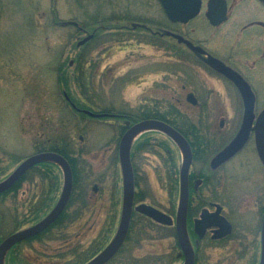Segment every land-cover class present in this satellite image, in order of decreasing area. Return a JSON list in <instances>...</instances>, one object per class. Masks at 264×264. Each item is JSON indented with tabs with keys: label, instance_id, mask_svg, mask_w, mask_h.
Listing matches in <instances>:
<instances>
[{
	"label": "rangeland",
	"instance_id": "374dc122",
	"mask_svg": "<svg viewBox=\"0 0 264 264\" xmlns=\"http://www.w3.org/2000/svg\"><path fill=\"white\" fill-rule=\"evenodd\" d=\"M125 14L129 19L121 21ZM140 20H157L160 24L166 22L155 0H0V177L9 175L21 161L36 151V145L46 141L52 144L64 139L69 148H82L85 155L76 170L78 184L86 185L88 196L97 201L92 220L67 230L69 242L73 243L71 247L79 245L87 248L99 234L103 236L101 240H104L105 246L114 236L121 212L122 177L116 161L120 139L117 138L118 129L87 118L81 120L67 106L64 91L78 106L83 101V91L94 93L104 103L125 110L144 104H158L161 109L174 105L181 108L187 120L195 123L200 130L205 128L201 120L203 113L191 110L185 102V92L181 90L184 80H175L170 75L171 69L164 62L163 50H156L150 45L139 47L136 37L126 40L120 30L123 25L128 30H136L135 22ZM65 22L68 24L64 25ZM72 22L91 29L97 25L109 29L100 32L87 45L78 46L91 30L77 31L75 25L69 24ZM222 32H226L225 29ZM202 33L212 40L209 30L204 29ZM222 36L213 37V42H218L217 46L224 44L219 41L220 37L224 38ZM78 56L85 62L82 65L84 76L79 72ZM153 57L158 60L156 64H151L148 59ZM230 102L237 105L234 97ZM213 105H217L216 100ZM255 105L257 109L253 117L264 106V92L257 95ZM205 115L208 122L214 123L213 132L217 133L233 132L239 124L242 128L246 121L244 116L247 117L240 109L226 114L217 111ZM221 116H224L226 124L224 130L218 129ZM152 137L164 141L170 152H144L135 157L134 167L139 171L135 190L144 195V200L134 203L154 204L170 214L171 209L177 207L178 168L182 163L183 150L162 134L155 133ZM222 137L226 139V135ZM224 139L217 140V146ZM225 149L217 156H223ZM171 155L175 161L174 178L173 167L169 163ZM201 167L202 164L195 163L192 168L197 172ZM59 168L61 172L54 168L59 173V181L50 209L63 187V171L60 165ZM219 170L213 184H218L216 194L226 204L225 212L232 218L238 237L220 248H209L205 252V263L259 264L260 219L263 214L260 218L258 209L264 203H259L264 195V171L253 147H247L245 154L235 157ZM174 179L176 191L172 193ZM36 185L40 187L41 184L29 181L23 184L25 194L19 192L8 196L5 202L0 199V233L9 232L16 223L21 224L19 227L23 226V229L34 223L29 221L34 216L30 211L32 207L27 212L28 220L19 214L20 208L18 211L11 207L14 204L21 207L26 196L29 204L34 203L32 190ZM93 187H96L95 191ZM103 202L104 210L101 211L99 206ZM109 209L112 213H107ZM141 226V221H134L132 235L136 238L133 239L135 247L130 250L131 256L122 262L116 258L112 264L183 263L182 257L171 263L170 258L179 252L173 236L153 229H147V233ZM154 236H157L156 239ZM41 244L34 242L32 248L24 253L35 262L45 263L46 255H55L66 243L52 240L45 242L46 247ZM229 254L233 255L230 259L227 257ZM134 257L135 262L130 260Z\"/></svg>",
	"mask_w": 264,
	"mask_h": 264
},
{
	"label": "flooded vegetation",
	"instance_id": "af4514ba",
	"mask_svg": "<svg viewBox=\"0 0 264 264\" xmlns=\"http://www.w3.org/2000/svg\"><path fill=\"white\" fill-rule=\"evenodd\" d=\"M155 1L162 10V15L166 20L165 23L160 24L157 20H140L135 22L137 27L136 30H128L126 25L120 27V30L124 32L126 40H132L133 37H136V43L139 47L150 45L151 47L156 48V50H163L166 60L164 62L169 65L171 69L170 75L175 80H184L181 90L185 92V102L188 104V107H190L191 110L195 109L200 113H203L201 115V120L202 125L204 124L205 128L203 129L202 127L201 130L198 128V134L195 138H192L188 133L179 131L174 126L159 120L177 130L185 138L190 147L192 161L188 172V203L186 212L188 236L192 243L193 239L191 238V234H193L196 238L194 243H197V245V241L203 239H209L216 242L224 241L230 236H233V238L236 239L238 235L235 233V226L232 223L233 220L229 218L228 214L225 212L226 204H224L222 200L216 201L210 198L213 190L216 192V186H218V184H213V180L218 176L219 171L222 170H219L222 166L232 161L235 157L245 154L247 147L251 148L252 146L256 155L254 132L251 130V127L254 125L259 113L264 109V106L255 117L251 116L252 118L247 127L248 132L244 139L240 141L241 143L239 142L240 145L235 149L230 147L235 141V138L241 132V124H239L238 127H236L237 129L235 128L236 131L234 130L233 132H213L212 124L214 123L209 121V124L207 120L208 116L205 114L217 111L226 114L227 112L235 111L236 109H240V111L242 110L243 114L247 112H250L252 115L256 114V97L257 95L260 96L261 92H264V3L260 0H199V10L194 17L187 22H172L166 16L160 2L158 0ZM209 12L214 16L223 13L225 18L218 24H212L207 17V13ZM122 18V20L120 19L121 21H127L129 19L126 14ZM229 23L230 25H228ZM75 27L77 28L78 26L75 25ZM204 29L209 30L212 40L206 35H203L202 32ZM224 29L226 32L223 33L222 30ZM133 32L136 34H132ZM89 34L91 35L90 40L95 39L98 36H95L94 31L89 32ZM218 34H222V37H224H220L219 39L220 42L224 43L220 46H217L218 42H213V37H216ZM148 59L151 60V64H156L158 62L154 57ZM71 64L72 62L69 63V66ZM188 95L192 96L191 98L194 99V102L192 100H187ZM63 96L72 113L76 115L81 113L85 114L83 109L78 108L65 91L63 92ZM233 97L235 99V104L237 103L235 106L230 102ZM214 100H216V106L213 105ZM144 105H149L150 107L153 106L152 110L158 109L157 107H154V105L157 104ZM175 109H177V112L181 114L183 119L188 118L187 116H184V112L181 108L175 107ZM88 111L100 115H88L93 118H111L115 116L98 112L97 110V112L93 110ZM122 116H124V114L121 115V117ZM144 120L158 119L146 118L140 119L136 122H130V120L126 119L127 122L124 124L126 128L125 131L133 124ZM101 123L110 126L114 124L110 121H103ZM218 123L219 130H224L226 128L224 116L219 118ZM152 132L161 134L157 131ZM223 135H226V139L222 137ZM220 139H224V142L220 146H217V140ZM41 147H44V143L40 146L36 145V151L34 153L44 152L41 150ZM147 147L148 149H140L137 154H133L131 147L130 159L134 176L139 172L137 167H134L133 161L135 157L144 152H154L156 154H160V152L164 153V151L170 152L167 145L166 148H163L162 144H159V142H149ZM160 148L164 150L160 151ZM223 149H225L224 155L218 157L217 154ZM195 150L200 152V156L197 160L194 158ZM52 152L64 157L56 151ZM173 158L172 155L169 157V163L173 167L171 172L173 173L174 178L176 177V169ZM66 161L68 162L67 159ZM195 163L202 164L201 169L197 172L192 168ZM39 164L32 166L28 171ZM259 164L264 171L260 161ZM174 191H176L175 184H173L171 188V192L174 193ZM259 200V203H263L264 195ZM199 201H202L204 204L195 214H193L192 211L197 210V204ZM214 204H218L221 207V214L231 224V232L226 237L216 240L212 239V233L207 229L205 236L202 239H199L193 232V220L198 218L203 209L213 212L215 210L213 207ZM262 205L263 206L258 209L260 218L262 214L264 216V203ZM174 209L172 208L169 214L172 219L175 218V216L173 217L172 215H176L177 207L175 213ZM170 227L173 229V237L176 242L175 230L173 226ZM180 252L181 251L179 250V253Z\"/></svg>",
	"mask_w": 264,
	"mask_h": 264
},
{
	"label": "trees",
	"instance_id": "16d2710c",
	"mask_svg": "<svg viewBox=\"0 0 264 264\" xmlns=\"http://www.w3.org/2000/svg\"><path fill=\"white\" fill-rule=\"evenodd\" d=\"M83 29H85L84 31L86 30L87 31L91 30V32L94 31L95 36H96L100 32H106V29H109V27L104 28V26L102 25H97L96 27L91 29V28H86L83 25L79 24L77 31H81ZM90 41L91 40L87 41L84 44L87 45ZM78 57L80 59L79 72H81L80 73L81 76H84L85 68H83L82 65H84L85 62L82 61V58L80 56ZM91 83L95 85L93 82ZM81 85H84V82H81ZM82 93L83 94L81 95L82 96L81 99H83V101L80 104V106H78L77 102H74L78 108L86 109V110H93V111L97 110L98 112L112 114L115 116L111 118L110 117L93 118V117H90L88 115L81 113V114H78V117H80L81 120L87 118L89 121L98 122V123H101L103 121L113 122L114 124L112 126L118 129V137H117L118 139L119 137H121V135L124 133L126 129L124 125L127 122L126 119L130 120V122H136L140 119L155 118V119L162 120L174 126L176 129H178L179 131L183 133H188V135H190L192 138H195L198 134V126L195 123L190 122L185 118L183 119L181 114L177 112V109H175L174 105H170L169 107H166V109L165 108L161 109L157 104V105H154V107L158 108V109H155L156 111L152 110L153 106L150 107L149 105H143L135 109L130 108V109L125 110V109H122L121 107H120L121 109H119L112 104L104 103L101 99L98 98V96L94 95V93H90V92L85 93L84 91ZM123 114L124 116L121 117V115ZM153 134H155V132H152V131L144 132L143 134H141L139 138L136 139L132 145L133 154H137V152L140 149H143V150L148 149L147 146L149 142H153V141L159 142V144L161 143L162 147L166 148V143L162 140L157 141L156 139H154L152 137ZM45 143H49V141L44 142V144ZM50 143L48 146L41 147L42 148L41 150L42 151H45V150L46 151L47 150L56 151L62 154L68 160V163L70 164V167H71L72 176H73V180H72L73 184H72V191H71L69 201L67 203L65 210L62 212L59 218L50 227H48L47 229H45L38 235L31 237L29 239H26L16 244L12 248H10L5 255L4 264H84L104 248L103 246L104 240H101L103 238L101 234L98 235L99 236L98 239H97L98 237L97 236L96 239L91 241L88 244L87 248L86 247L83 248L82 246H79V245L78 247H75V246L71 247L73 243L71 244V242H69L70 235L67 232V230L72 226L80 227L82 226L84 222L88 220H92L91 215L95 213L94 207H95V203L97 199L96 198L91 199V197L88 196V193H86L87 192L86 185L81 184L80 186V184H78L79 181L77 178L76 170L78 166L82 164L81 161L84 159L85 153L83 149L75 148L73 150L72 147L69 148L68 143L64 141V139L57 140V142H52V144ZM59 144H61L63 147L60 146ZM195 149H198V148H195ZM194 154H195L194 158L195 160H197L200 156V152H198V150H195ZM117 157L118 156L116 155V161L118 160ZM54 168H57L60 171V168L56 164L52 162H42L38 166L32 168L30 171L26 172L23 175V177L12 188H10L9 190H6L5 192L0 193V199H3V202H5L6 201L5 198H7L8 196L9 197L14 196L18 194L19 192H22L25 194L26 191H22L23 184L25 183L27 184L30 181V183L39 182L41 184L40 187L36 185L35 189L32 190L33 191L32 195L34 197L32 202L34 203L29 204V201H28L29 199H27V196H26V199L21 204V207L15 205L14 203H13L14 206L11 207V208L13 207L16 208V210L18 211L20 208L19 214L23 216L24 220L29 219L27 212L29 211V208L32 207L30 211H31V214L32 213L34 214V216L32 218L30 217L29 221L31 223L33 222L34 223L29 226L34 225L40 219H42L45 216V213H47L50 209L49 207L53 201V194L55 190L58 188V181H59V173L55 172ZM136 175H135V186L137 185ZM4 178L5 176L2 178L0 177V181L3 180ZM173 183L176 185V179H174ZM79 186L81 190H78L80 189ZM139 194L140 193H138L135 190V196H134L135 201L136 200L139 201L141 199L144 200L143 199L144 195L143 194L139 195ZM220 197L221 196L217 195L215 190H213V193L211 194L210 198L216 201H221L222 199ZM203 204L204 203L202 201H199L197 204V210L192 211L193 214H195ZM99 207L101 208V211H103L104 202L100 204ZM109 212L112 213L111 209L107 211V213ZM136 220L141 221V224H142L141 228H143L145 232L147 233H148L147 229H153V230H157L156 232H158L159 230L162 231L164 235L169 236L170 234L171 236H173L172 227L162 226L152 221L151 219L147 218L146 216L142 215L141 213L134 211L131 217L129 231H128L125 243L123 244L121 249L118 251V253L107 264H112V261L114 262L116 258H119V260L117 261L122 262L123 260H126L128 257L131 256L130 250L131 248L134 249L135 247L133 239L136 238L135 236L132 235L134 232V229L132 230V228L134 226V221ZM20 225L21 224L16 223L14 228L10 230L9 232L4 233V234L0 233L1 235L0 242L3 238L9 236L10 234L17 232L19 230H22L23 226L21 228L19 227ZM144 225L148 227L145 228ZM29 226H26V228ZM76 237H78V235H76ZM156 237L157 236H154L153 238L156 239ZM191 238L193 239L192 244H194L193 245V250L195 253L194 264H206L205 262H206L207 257L205 256V252L209 248H215V247L220 248L219 246L221 245L224 246V244H227L232 239H235L233 238V236H230L221 242L211 241L209 239H203V240L197 241L198 242V245H197V243L196 244L194 243V240L196 238L194 237L193 234H191ZM52 240L62 241L66 243L63 247L64 249H67V250H64L62 247L60 248V250L57 251L55 255H49V256L46 255L45 263L35 262L34 260H32V258L29 255L24 253L26 249L32 248L34 242L42 243L41 245H44L46 247L45 242L46 241L49 242ZM174 244L176 248L178 249L176 242ZM230 256H233V255L229 254V256L227 257H229L230 259ZM179 258H181L179 252L174 253L173 257L170 258L171 263L173 261L179 260ZM130 260L134 261L136 259L134 257V259H130ZM127 263L128 262H125V264ZM131 264H134V263H131Z\"/></svg>",
	"mask_w": 264,
	"mask_h": 264
},
{
	"label": "water",
	"instance_id": "95a60500",
	"mask_svg": "<svg viewBox=\"0 0 264 264\" xmlns=\"http://www.w3.org/2000/svg\"><path fill=\"white\" fill-rule=\"evenodd\" d=\"M158 1L160 2L166 16L172 22H187L194 17L199 10V0ZM260 1L264 3V0ZM223 13H220V15L217 16L215 15V17L209 12L207 13V17L212 24H218L225 18ZM90 38L91 35H87L78 43V45L85 43ZM191 97L192 96L188 95L187 100H192L194 102V99ZM83 112L91 116H100L87 110H83ZM245 115H247V117L244 116L246 121L243 123L240 134L235 138V141L230 148L235 149L240 145V141L244 139L248 132L247 127L252 118V114L247 112ZM145 130H158L165 133L183 150V159L179 172V197L174 221V230L178 247L183 256V264H194V253L188 242L186 225L188 172L192 161L191 151L189 144L177 130L159 120H144L135 123L122 135L118 144V159L122 175V203L118 228L109 244L85 264H106L119 251L126 239L134 203V177L130 162V146L133 138ZM251 130L254 132V143L257 157L264 168V109L257 116ZM43 161L56 162L62 168L64 182L59 199L50 212L38 223L14 232L0 242V264H4V257L7 251L15 244L33 237L51 226L64 211L68 203L72 189L71 169L66 159L55 152H41L31 155L23 160L16 166L9 176L0 181V193L13 187L32 166ZM213 207L215 208L213 212L203 209L198 218L193 220V232L199 239H202L205 236L207 229L212 233V239L216 240L226 237L231 232V224L221 214V207L218 204H214ZM135 210L160 224H173L172 218L169 215L150 205L141 203L135 207ZM260 244L261 254L259 264H264V217L260 228Z\"/></svg>",
	"mask_w": 264,
	"mask_h": 264
}]
</instances>
